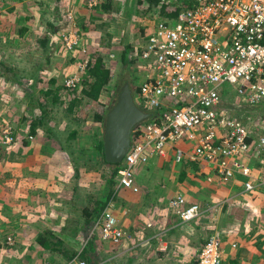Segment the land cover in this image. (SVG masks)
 <instances>
[{"label": "rangeland", "instance_id": "obj_1", "mask_svg": "<svg viewBox=\"0 0 264 264\" xmlns=\"http://www.w3.org/2000/svg\"><path fill=\"white\" fill-rule=\"evenodd\" d=\"M106 5L108 9H104ZM165 6L167 5L163 0L157 3L150 0H98L95 5H91L87 0H0V156L8 159V163L1 171L2 179L12 177V168H16L15 170L22 175L26 174L27 178L31 176L28 172H31V169L28 171L25 169L29 166L26 165L28 160L32 162L37 160L36 173H40L41 169L48 170L47 179L51 185L54 181L52 178L56 176L55 172H65L67 169L74 172L76 164L82 172L77 180H74V175L73 181L66 179V182L71 183V189L66 192L69 193L68 199L64 198L62 203L56 198L50 199V206L53 208L52 219L58 218V223H63V227L56 229L54 233L58 239L64 240L73 253L76 252L70 260L59 251L50 253L35 243L38 229L42 230L36 223L42 224L40 220H46L41 218L44 214L42 210L30 213L27 217H12L15 214L14 197L12 185H7L6 193L0 196V236H4L5 233L2 231L15 220H19L20 225L17 227L21 228V232L18 233L20 236L17 240L15 236L13 246L4 244V248L0 250L5 255V264H67L73 259H82L79 257L82 248L91 238L90 233L79 231L80 225L83 224L80 216L82 208L90 205L92 195L97 194L104 186L113 166L103 162L101 150L94 145L93 147L89 145V149L87 146L83 153L76 152L81 148L77 149L73 153V159L68 157L70 158L68 164L62 165L63 153L61 148L58 150L55 145L57 143L61 146H72V151L74 146L76 148L92 144L95 140L99 142L97 139L103 138L105 128L104 119L95 121L98 115L101 116L99 108H103V112L108 111L125 83L131 85L133 93L135 92L139 99L138 85L145 79L147 72L145 63L135 57V48L143 43L156 18L168 14L169 10L166 11ZM69 14L74 18V22L67 19ZM47 20L49 25L46 23ZM73 28L83 36L82 45L75 50H66L62 35L64 32L74 30ZM43 38H46L47 43L42 45ZM124 52H127L126 60L122 59ZM98 54L104 55L111 70V79L95 100L83 95V89L88 88L89 80L92 81L89 66ZM84 65L85 70L82 69ZM12 68L16 70L12 71ZM75 74L81 76L80 84L73 89L67 88L64 85L65 80ZM57 87L59 98H62L63 102L69 100L77 102L76 107L81 110V115L77 116L78 121L74 120L77 117H73L72 121L70 115L64 112V109L61 110L62 103L52 100L54 94L50 97L44 95V91ZM225 87H228L230 92L224 96L222 109L228 116L239 119L257 133L263 107L253 108L245 105L229 85ZM39 96L41 97L38 99ZM26 98L28 102L23 101ZM35 98L42 102L43 107L40 108L42 112L49 108L52 112L51 118L39 125L35 120L38 103L34 104L35 101L32 100ZM21 101L24 103H20ZM143 127L142 125L140 129ZM75 128H80L75 137L70 135L71 132L70 136L59 133L61 130L70 131ZM8 129L14 137L10 144L5 142L4 137V131ZM42 131L44 136L39 135ZM24 145L33 147L34 153H27ZM180 146L188 149L192 144L181 141ZM15 150H19L20 153L12 166L10 160ZM67 154L72 156L71 153ZM174 154L175 147H167L163 154L151 156L147 163L137 165L140 168L147 164L155 169L150 177L148 174L140 175L145 177L140 181V184L145 186H139L137 193L116 196L119 204L114 207L115 214L118 215L121 227L129 233L127 246L114 247L101 242L100 236H96L94 245L99 259L98 264H127L129 255L131 264H158L159 258L166 264H191L188 262L190 256L195 258L198 250L212 235L221 237L223 242L229 237V241H233L230 244L232 249L245 246L246 243L241 244L239 241V231L236 232V238H231L234 233L232 229L234 230L238 224L237 220H243L242 211L252 208L250 203L252 200L246 197L241 200L235 199L236 189L240 188L241 184L235 181L236 185H232L233 192L232 188L227 187L224 188L226 190L224 194L217 195L218 175L212 166L203 163H197L196 168L190 166L193 168L191 172H184L183 175L176 177L175 174L181 167L172 160ZM246 161L255 173L260 168L261 158L255 156V153L249 154ZM161 165L171 171L170 179L169 176H164L163 171H158ZM136 176L137 174L135 178ZM158 177H164L166 188L162 187ZM169 180H177L178 186L172 187V190L184 193L188 203L199 204L204 211L206 210L198 219L180 223L170 207V199L174 196L170 197L167 192V187H171ZM74 183H77L76 189ZM207 183L215 187L210 185V188L206 189ZM156 186L163 188L160 195H156L157 189H154ZM58 188H62V185L59 184ZM147 188L154 189L155 196L154 190L147 191ZM0 190L4 191L3 188ZM261 199L259 203L261 209H264V198ZM121 200L129 202L127 203L129 208L133 209L131 214L128 211L124 213L126 208L122 203H126ZM222 201L226 202L223 212L219 209H208L209 205L223 203ZM21 211L24 214L26 210L22 207ZM80 217V223L74 224ZM48 221H51V217ZM27 224H31L32 227ZM227 224L230 232L223 233L222 229ZM261 232L264 234L263 230ZM245 233L250 234V231ZM155 238L158 242L152 243ZM260 240L264 241V237ZM232 244H236L235 247ZM129 250L131 252L127 253ZM160 252L164 255L161 256ZM225 254L229 256L230 253L227 250Z\"/></svg>", "mask_w": 264, "mask_h": 264}, {"label": "built area", "instance_id": "obj_2", "mask_svg": "<svg viewBox=\"0 0 264 264\" xmlns=\"http://www.w3.org/2000/svg\"><path fill=\"white\" fill-rule=\"evenodd\" d=\"M91 5L98 0H87ZM173 7L155 20L135 57L145 63L146 77L138 85L145 110L154 112L126 154L119 170V187L137 192L135 170L151 156L175 147V161L209 164L223 186L242 176L244 192L252 193L264 185V110L260 113L258 132L237 118L228 116L222 104L231 87L245 105L264 109V0H163ZM67 19L74 18L71 14ZM74 29V28H73ZM82 35L74 30L64 32L62 42L67 50L82 45ZM84 50V49H83ZM88 61L86 62V64ZM85 70V65L82 67ZM81 76L65 80L68 88L78 87ZM5 142L14 137L4 131ZM187 141L188 149L180 146ZM251 153L261 158L255 173L246 159ZM223 186L221 188H223ZM215 203L212 209H222ZM179 193L170 205L187 222L205 212L199 204H186ZM101 239L114 247L125 245V232L119 225L110 202L95 222ZM2 245L13 246V235ZM235 247L236 244H232ZM227 252L217 235L210 236L198 253L200 264H221ZM0 264H5L0 258ZM74 264H88L78 260Z\"/></svg>", "mask_w": 264, "mask_h": 264}, {"label": "crops", "instance_id": "obj_3", "mask_svg": "<svg viewBox=\"0 0 264 264\" xmlns=\"http://www.w3.org/2000/svg\"><path fill=\"white\" fill-rule=\"evenodd\" d=\"M48 21L49 20H47L46 23L49 25ZM19 76L21 77V75H19ZM60 99H61L60 103H62V109L61 110L64 109V112H67V114L70 115V117L72 118V121L74 119L73 117H77V116L81 115V110L76 107L78 104L75 106L73 111L70 112V110L68 108V105L71 102H73V101L69 100L67 102H63V99L62 98H60ZM27 100H28V98L23 99V101H25V102H28ZM20 103H24V102L21 101ZM41 104H42V102H41ZM40 108H41L40 105H38L36 107L35 110H36V112L38 114L35 115L36 116L35 118H39L38 116H40V117L42 116L43 112L41 111ZM97 109H98V107L95 109V111ZM99 109L103 110V108H99ZM46 113H48V114L50 113L49 116H51L52 115L51 114L52 113L51 112V108H49L46 111ZM102 114H106V111L103 112ZM78 119L79 118L77 117L74 120L78 121ZM72 125H73V123H72ZM63 129L64 128H62V130ZM78 129H80V128H78ZM62 130L59 133H64V134H67V136H68L69 132H72L74 129H72L70 131H66V130L62 131ZM37 131H39V129H37ZM59 133H57V134H59ZM77 133H78V131H77ZM39 135L44 136L43 131ZM71 136H74V134L71 135ZM64 144H66V143L64 142ZM24 146L27 149L26 150L27 153H34L33 147L28 146V145H24ZM71 147L72 146H68V145H66L64 147V146H61V145L56 143L55 148H57L58 150H59V148H61L60 150L63 153V164L62 165L68 164V162L70 161L69 160L70 158H68L70 156L67 153H71V151H70ZM55 152L58 153V151H55ZM19 153H20L19 150H15V151L12 152V160H10L13 163L12 166H14V163H16L15 159L16 158L18 159ZM171 158H172V160H175V156L174 155ZM21 159H25V158H21ZM7 163H8V159H6L5 157H1L0 156V189L1 188L4 189L3 192H2V190H0V196L3 195V193L4 194L6 193L7 185H9V186L12 185V191H13L12 196L14 197L13 198V204H14L13 205V209L15 211V214H13L12 217H14V218H17V217L19 218L21 216H26L27 217L28 214H30V213L42 210L44 212V214H43V217H41V218H44V219L46 218L47 221L41 219L40 222L42 224L39 223L37 225V223H36V226H38L40 229H50V230H53L54 232H55L56 229L63 227V223L62 224L58 223V221H59L58 218H56L54 220L52 219L53 208H51V206H50V199L56 198L59 202L62 203V200L64 198H67V199L69 198V193L66 194V192H68L71 189L70 188L71 187V183L66 182V179L73 181L74 172L68 171L69 169H67L65 172H63V171L55 172L56 176L54 178H52V179H54V181H53V185H51V183L47 179L49 177V172H47L48 170L43 171V169H41L40 173L39 172L36 173L35 172L36 169H37L36 168L37 167L36 164L38 163L37 160H34V162L28 160L26 162V165H29V166H28V168H25V169H26V171H28V169H31V172L28 171L31 174V176H29L27 178V176H25L26 174L22 175V173H18L15 170L16 168H12V177H9V178L3 177V179H2V175H1L2 172L1 171L6 166ZM196 165H197V163H194V162H191V161H187V160H185L184 162L179 163L178 166H180L181 169L178 167L180 170H179V172L177 174H175V176L178 177L179 175H183L184 172L185 173H187L188 171L191 172L193 170V168H196ZM190 166H192L193 168L190 167ZM70 167L71 166H68V168H70ZM163 167L164 166L161 165L159 167V169H161V170L158 169V171H160V172L163 171L164 176L167 175V177L169 176V179H170L172 177L171 171H168L169 169H167L165 167L163 168ZM153 169H155V168H152V167L148 166L147 164H144V165L140 166V168L139 167L137 168L136 183H137L138 186H145L144 184L143 185L140 184V181L145 179L144 176L142 177L140 175L141 174H148V176L150 177ZM9 171H10V169H9ZM7 175L9 176V172H8ZM217 180L219 182L218 183V188L216 190V192H218L219 194H217V195L224 194L225 191H226L224 188H227V187L228 188H232V185H234V184L236 185V183H231V184H229L227 186H223L219 176H218ZM158 181L162 184V187L166 188L165 187V181L166 180H164V177L163 178H159L158 177ZM176 181L169 180V182L171 183V187H167L168 188L167 192L170 195V197L175 196L178 193H182V192H178L177 193L176 190L175 191L172 190L173 189L172 187L178 186ZM178 183H180L179 180H178ZM59 184L62 185V188H58ZM237 184H241V187L236 189V192H235V196L236 197H235V199L241 200L244 197H246L248 200H252L250 202L252 208H248L247 211L246 210L242 211V213L244 212L242 214L243 215V220H240V219L237 220L238 224H237L236 227L234 225L235 229L234 230L232 229V231L234 233H232V237L231 238H236V235H237L236 232L239 231V234L240 235L242 234V236L239 235L240 243L241 244L242 243L243 244L246 243V244H245V246H242V245L239 246L238 249H232L230 244L233 241L232 242L229 241V237H228L226 239L227 241L224 242V246L226 247V249L229 251L230 254H229V256L227 254H224L222 263L223 264H229L230 260H235L237 262V264H264V241L260 240V238L264 237V234L261 232V230L264 231V209L263 208L261 209V206H260V203H259L260 200H262L261 198H264V185L260 186L258 188V190L255 191V192H252V193L244 192L243 179H242V176H240V175L237 176ZM206 185H208V187L206 189H209L211 184L207 183ZM206 185L204 184V186H206ZM204 186H202V188ZM211 186L213 188L215 187V185H211ZM222 186H223V188H221ZM116 189H117V186H116ZM154 189H157L156 195H160V193L162 192L163 188L160 189L159 186H156ZM154 189L147 188V191L154 190ZM233 190H234V188H232V192H233ZM137 192H135V191H133L132 189H129V188H120V189H117V195L116 196H118V197L119 196H123V194H126V193H128V194H130V193L133 194L134 193L135 194ZM260 193H262V194H260ZM182 194H184V193H182ZM12 196H11V198H12ZM154 196H155V190H154ZM195 199H197V198H195ZM121 201H124V200H121ZM186 201H187V198H186ZM117 202L118 201H117L116 197H115L114 200H111L112 211L114 213H115V209H114L115 205L119 204ZM125 203L126 204L122 203L123 207L126 208V210L124 208V210H125L124 213H126V211H128L131 214L132 213V211H131L132 208H129V204H127L129 202H125ZM187 203H188V201H187ZM188 204H192V203H188ZM207 204L208 203H206V205ZM225 205L226 204H224V207L222 209H220L221 207L218 208L220 210V212L221 211L223 212V210H225L224 209ZM210 206H212V205H209L208 209L211 208ZM22 207L26 210V211H24V214H22L23 213L22 211L20 212ZM60 209H62V208L60 207ZM63 214H65V213H63ZM115 215L118 216L117 214H115ZM50 217H51V221L49 222L48 218H50ZM258 218H259L260 221H258ZM31 220H36V219H31ZM18 225H20L19 224V220H17V221L15 220L14 222L10 223L7 226V228L4 229V231H2L5 234H4V236L2 235L3 237L0 236V241H3L7 235H13L14 239H15V236H16V240H17L18 236H20V235H18V233L21 232V228L17 227ZM27 226H31L32 227L31 224H27ZM80 227H81V229L79 230L80 232L84 231V233L86 232V234H89V233H87V229H86V231L83 229V225L82 224L80 225ZM228 229H230L229 224H227L222 229L223 233H225L227 231L230 232V230H228ZM248 230L250 231V234L245 233ZM38 232H39V229H38ZM96 233H97L98 236H100L99 237L100 241L103 242V240H101V234L99 232H96ZM158 233H157V236H159ZM128 235H129V233H127V237L124 240L125 243H127V240H128V237H129ZM157 236H154V237L157 238ZM130 238H132L131 235H130ZM156 238L152 240V243H157L158 242ZM130 241L132 243V240H130ZM139 244H141V243H137V245H139ZM166 246H167V244H166ZM2 248H4V247L0 243V250ZM126 249L127 248H125L124 250H126ZM130 249H131V247H130ZM200 250L201 249L198 250L197 255L195 254L196 255L195 258H194V256H190L188 262L190 261L191 264H200L199 263V258H198V253L200 252ZM130 252H131V250H129L127 253H130ZM160 255L162 256L164 254H160ZM226 255H227V257H226ZM0 258L5 259V261H6L5 255H3V253L1 251H0ZM262 258H263V260H262ZM160 260L161 259L159 258L158 264H166V263H164L163 260H161L162 262H160ZM131 263H132V260H131V257L129 255V257L127 258V264H131Z\"/></svg>", "mask_w": 264, "mask_h": 264}, {"label": "trees", "instance_id": "obj_4", "mask_svg": "<svg viewBox=\"0 0 264 264\" xmlns=\"http://www.w3.org/2000/svg\"><path fill=\"white\" fill-rule=\"evenodd\" d=\"M154 3H157L159 0H150ZM104 5V4H103ZM104 9H108V5H106V7H104ZM166 11L169 10V14L173 15V7H169V6H165ZM47 40L46 38L42 39V45L46 44ZM124 58V60L128 59L127 57V52H124L122 59ZM11 69V68H8ZM15 68H12V71ZM89 76L92 79V81L88 82V88L83 89V95L85 96H89L92 99L97 100L99 98V95L101 93V91L103 90V88L105 87V85H107L110 82L111 79V70L110 68L107 66V62L106 59L104 57L103 54H98L95 58H94V62L90 63L89 66ZM58 88H52L49 89L47 91H44V95L47 97H50V95L54 94L55 97H53V101H59L60 103V98H59V93H58ZM33 92L30 94L32 95ZM134 96H136V93L134 92ZM41 96L38 97V99ZM58 97V98H57ZM76 97V96H74ZM74 99V98H73ZM35 102H33L34 104L40 105L41 107H43V104H41V102H38V100L32 99ZM37 102V103H36ZM77 105V102L73 100V102H71L68 105V108L70 110V112L73 111V109L75 108V106ZM45 113V114H44ZM103 110L100 109V115H98L96 117L95 121H101L102 119H104V115L103 114ZM39 118H36V122L37 125H39L40 123H43L45 121H48L49 118H51V116H49L48 113H46L45 111L42 113V116H38ZM150 120V116L148 119H146V122H148ZM104 123V120H103ZM36 124L33 126V128H35ZM140 126V125H139ZM139 126H137L139 128ZM136 127V133L135 135L137 136L138 134H140V131L137 129ZM50 128V127H49ZM135 129V128H134ZM78 129H74L70 135H73L72 137H75V134L77 133ZM69 135V136H70ZM134 135V136H135ZM104 136V135H102ZM102 138V137H101ZM103 139H97L100 140L99 142L95 140V143L92 144H88V145H84L81 147H73V152L71 151L72 156H70L71 159H73V153L77 150L76 152H82L84 151L83 149H86L88 146L89 149V145L93 147V145L96 147H98V149L101 150V154L103 157V162L106 164H109L110 166H113V169L110 172V175L107 176L106 180H105V184L104 186L98 190V193L95 195H92V198L90 200V205H85L82 208V212H81V217L83 219V229L86 231L87 229V233H89L90 229H92L93 224L95 223V221L99 218L101 212L104 210V208L108 205V203L111 200H114L116 195H114L115 193V187L117 186V171L120 167H124L122 162L120 163H110L105 159V155H104V145H103ZM93 141V140H92ZM66 145V144H65ZM69 146V145H68ZM65 147V146H64ZM72 148V147H71ZM83 153V152H82ZM79 166L76 164L74 166L75 171H74V180H77L80 175H81V171L78 168ZM75 185V189L77 188V183H74ZM81 217L76 219L74 224H79L81 221ZM67 231V227L64 228ZM96 241L95 235L92 236L91 238H89L88 242L85 244V246H83L81 254L79 257H81L82 259H84L85 261H87L89 264H98L99 259H97V252H96V247L94 245V242ZM35 243L38 244L42 249H44L47 252L50 253H54L56 251H59L60 253H62L66 258H68L69 260L75 256L76 252L73 253L72 249L67 247V245L65 244L64 240L62 239H58L56 237V234L54 233L53 230L50 229H42L40 230L36 237H35ZM162 252H160L159 254H161ZM163 254V253H162ZM229 264H237V262L235 260H230Z\"/></svg>", "mask_w": 264, "mask_h": 264}, {"label": "water", "instance_id": "obj_5", "mask_svg": "<svg viewBox=\"0 0 264 264\" xmlns=\"http://www.w3.org/2000/svg\"><path fill=\"white\" fill-rule=\"evenodd\" d=\"M150 116L135 102L132 88L125 83L116 101L107 112L104 128V155L110 163H120L131 146V134L135 126Z\"/></svg>", "mask_w": 264, "mask_h": 264}, {"label": "clouds", "instance_id": "obj_6", "mask_svg": "<svg viewBox=\"0 0 264 264\" xmlns=\"http://www.w3.org/2000/svg\"><path fill=\"white\" fill-rule=\"evenodd\" d=\"M131 86V85H130ZM68 88V87H67ZM76 88V87H75ZM70 89H73V88H70ZM132 92H133V90H132ZM138 93H139V91H138ZM133 95H134V93H133ZM139 95V94H138ZM134 99H135V102H136V104L144 111V112H147V113H149L150 114V120L148 121V122H150L151 121V118L154 116V112H152V111H147V110H145L144 109V105H143V101L141 100V97L139 96V99H137V96H134ZM113 106V105H112ZM110 110V109H109ZM108 110V111H109ZM108 111H106V114L104 115L105 117H104V122H105V120H106V115H107V112ZM148 122H146V120L144 121V122H142L141 124H139V125H137V126H139V128L137 127V126H135L134 128L135 129H133V131H132V134H131V145H132V141H133V136L135 135V133H136V127H137V129L141 132L143 129H140V127H142V125L145 127V125L148 123ZM143 127V128H144ZM131 147V146H130ZM130 149V148H129ZM128 153V152H127ZM175 155V154H174ZM156 156V155H155ZM125 157H126V155H125ZM125 157H124V159H123V161H122V164L124 165V161H125ZM137 168H138V166H137ZM120 169H122V167H120L119 169H118V171H117V175H116V178H117V182H119V170ZM136 172H137V169L135 170V175H136ZM136 179V178H135ZM135 182H136V180H135ZM136 185H137V183H136ZM138 186V185H137ZM120 188H123V187H119V183H117V189H120ZM125 188V187H124ZM138 188H139V186H138ZM117 189H116V187H115V193H114V195H117ZM139 191V190H138ZM179 194V193H178ZM177 195V194H176ZM175 195V196H176ZM184 195V194H183ZM174 196V197H175ZM185 196V195H184ZM111 202V201H110ZM109 202V203H110ZM108 203V204H109ZM187 204V203H186ZM192 204H194V203H192ZM196 204V203H195ZM187 205H190V204H187ZM170 207L173 209V207L170 205ZM173 211H174V213H175V215L178 217V219H179V221H180V223H187V222H190V221H194V220H196V219H198V218H195V219H192V220H190V221H187V222H184V221H182V219H181V217L176 213V211L173 209ZM102 213V212H101ZM118 218V217H117ZM97 221V220H96ZM95 221V222H96ZM119 221V220H118ZM94 225H95V223L93 224V227H92V229L89 231V233H90V237H92V236H94L95 235V237L96 236H98L97 235V233L96 232H99L98 230H95V231H93V228H94ZM119 225H120V223H119ZM121 226V225H120ZM122 228V227H121ZM123 229V228H122ZM124 230V229H123ZM125 232V231H124ZM125 238L127 237V233L125 232ZM102 240V239H101ZM104 242V241H103ZM206 242V241H205ZM105 243H109V242H105ZM110 244V243H109ZM204 245V244H203ZM125 246H127V243H125ZM203 247V246H202ZM201 247V248H202ZM126 248V247H125ZM123 253V252H122ZM224 256V255H223ZM78 260H82V259H73V260H71L69 263H67V264H74L76 261H78ZM85 261V260H84ZM222 261H223V259H222ZM87 262V261H86ZM88 263V262H87ZM89 264V263H88ZM221 264H222V262H221Z\"/></svg>", "mask_w": 264, "mask_h": 264}]
</instances>
